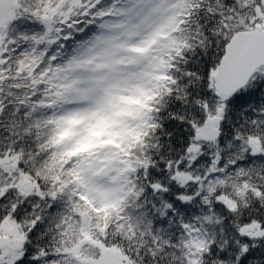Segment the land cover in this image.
<instances>
[{
  "label": "snow or ice",
  "instance_id": "snow-or-ice-1",
  "mask_svg": "<svg viewBox=\"0 0 264 264\" xmlns=\"http://www.w3.org/2000/svg\"><path fill=\"white\" fill-rule=\"evenodd\" d=\"M0 264H264V0H0Z\"/></svg>",
  "mask_w": 264,
  "mask_h": 264
}]
</instances>
